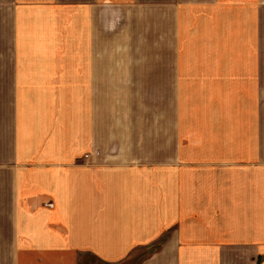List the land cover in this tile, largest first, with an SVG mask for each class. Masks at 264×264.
<instances>
[{"label":"crops","instance_id":"1","mask_svg":"<svg viewBox=\"0 0 264 264\" xmlns=\"http://www.w3.org/2000/svg\"><path fill=\"white\" fill-rule=\"evenodd\" d=\"M264 264V0H0V264Z\"/></svg>","mask_w":264,"mask_h":264},{"label":"rangeland","instance_id":"2","mask_svg":"<svg viewBox=\"0 0 264 264\" xmlns=\"http://www.w3.org/2000/svg\"><path fill=\"white\" fill-rule=\"evenodd\" d=\"M149 252H136L134 255H133V259L127 261L126 263L124 264H139L141 262V259L143 257H145V255H147ZM86 264H97V261L96 260H91L90 262H87L85 261Z\"/></svg>","mask_w":264,"mask_h":264}]
</instances>
